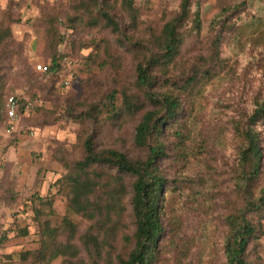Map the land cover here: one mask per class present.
<instances>
[{"label":"rangeland","instance_id":"obj_1","mask_svg":"<svg viewBox=\"0 0 264 264\" xmlns=\"http://www.w3.org/2000/svg\"><path fill=\"white\" fill-rule=\"evenodd\" d=\"M76 1L0 0V30L10 32L0 44L3 107L9 96L27 104L17 113L12 132L5 131L4 119L0 123V235L6 236L0 243V264H60L61 258L51 252L54 240L42 235V228L45 222L58 227L65 215L67 189L59 182L62 167L58 151L64 150L68 159L76 158L78 138L88 131L87 126L93 127L89 131H95L99 148L118 149L133 158L141 155L130 143L136 122L112 127L79 120L88 105L100 106L110 90H134L138 58L109 30L70 29L66 20ZM133 1L139 25L135 36L141 38H148L175 15L182 2ZM46 4L56 14L63 36L58 53L72 61L73 79L68 88L34 70V66L49 62L40 23ZM189 7L191 12L199 11L201 30L187 34L180 55L169 68V77L180 78L203 67L201 59L208 57L215 34L221 38L223 67L202 89L193 107L191 98L180 96L186 117L182 129L186 146L176 151L172 131L164 135L160 173L172 190L164 199L161 220L165 233L158 242L156 264H225L224 217L239 206L234 187L238 142L232 126L264 103V0H189ZM220 18H225L224 25L214 27V20ZM100 40L106 41V47L94 52V44ZM117 99L120 104L119 93ZM256 129L262 159L254 193L264 186V123L259 122ZM35 196L52 199L49 213L34 215L29 208L23 211V205H29ZM35 205L39 207L36 197ZM70 218L80 233L88 226L78 216ZM257 237L248 247L247 258L251 264H264V220ZM42 243V260L28 258L23 262L19 258L23 252L39 251Z\"/></svg>","mask_w":264,"mask_h":264},{"label":"trees","instance_id":"obj_2","mask_svg":"<svg viewBox=\"0 0 264 264\" xmlns=\"http://www.w3.org/2000/svg\"><path fill=\"white\" fill-rule=\"evenodd\" d=\"M49 8L46 4L40 18L49 61L44 75L58 84L61 73L67 70L63 63L67 57L58 53L63 36L56 14ZM71 13L66 20L70 29L85 26L109 30L120 44H128L129 48L125 49L138 58L134 90H110L104 94L100 106L88 105L79 120L92 126L100 122L112 127L136 122L130 143L141 155L133 158L118 149L99 148L93 127L87 126L88 131L78 138L80 150L76 158L68 159L64 150L58 151L57 160L62 167L59 182L67 189L65 215L58 227L52 228L45 222L42 235L54 240L51 252L61 258L60 264H156L158 242L165 233L161 220L164 199L172 190L160 173V160L165 157L163 138L167 131H172L176 151L186 146L182 130L186 117H183L180 96L191 98L193 107L202 89L223 67L219 57L221 38L215 34L211 39L208 57L201 59L203 67L198 66L180 78H171L169 68L180 55L187 34L201 30L199 11H190L189 0H182L179 11L156 31H151L148 38L135 36L139 25L133 0H77ZM216 19L213 26L222 27L225 18L218 22ZM188 23L190 29L186 28ZM9 36L8 29L0 30V44ZM94 45L95 52L98 48L104 49L106 41L100 40ZM118 93L120 104H117ZM2 95L0 90V123L6 119ZM16 100V112L21 113L27 104ZM259 122L264 123V103H259L252 113L232 126L238 142L234 187L239 206L224 217L225 264H251L247 258L248 247L258 238L261 220H264V186L257 193L253 191L262 159L260 134L256 129ZM35 197L39 207L35 205ZM35 197L29 199V205H23V211L29 208L34 215L42 211L49 213L52 199ZM71 215L88 222L82 233ZM5 239L1 234L0 243ZM44 250L42 243L39 251L23 252L19 258L23 262L28 258L40 261Z\"/></svg>","mask_w":264,"mask_h":264},{"label":"built area","instance_id":"obj_3","mask_svg":"<svg viewBox=\"0 0 264 264\" xmlns=\"http://www.w3.org/2000/svg\"><path fill=\"white\" fill-rule=\"evenodd\" d=\"M44 1L55 2L56 0H44ZM63 63L67 70L64 73H61L58 85L63 88H68L73 79L72 61L69 58H63ZM34 70L46 74L48 72V65L38 64L34 66ZM5 109H6L5 131L7 133H10L14 130V127L18 120V116L16 112L17 100L14 96H9L6 98Z\"/></svg>","mask_w":264,"mask_h":264}]
</instances>
